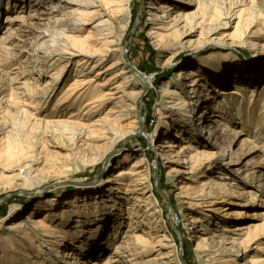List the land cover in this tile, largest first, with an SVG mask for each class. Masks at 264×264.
I'll return each instance as SVG.
<instances>
[{"label":"bare ground","instance_id":"bare-ground-1","mask_svg":"<svg viewBox=\"0 0 264 264\" xmlns=\"http://www.w3.org/2000/svg\"><path fill=\"white\" fill-rule=\"evenodd\" d=\"M134 2L33 0V9L27 14L21 8H11L6 19V30L0 35V50L11 55L12 61L24 58L21 71L13 72L10 77V82L16 84V94L20 96L17 102L23 110L27 107L37 113L42 112L54 100L73 66L74 76L61 88L55 106L59 113L64 106L70 105L71 111L75 112L76 109V114L69 115L67 124L60 119L55 121L64 125L65 130L60 132L59 138L52 140V148L72 153L88 142L102 140L107 146L111 145L108 154H112L116 145L123 140L142 136L148 138L150 146L158 153V160L169 169V180H180L178 190L179 198L183 200L181 205L198 209L192 212L195 216L192 213L184 215V227L197 239L194 253L201 263L264 264V257L247 259L253 245L264 238V230L257 232V227L249 224L222 225L220 230L197 228V224L202 222L201 215L205 217L202 210L219 202L228 203L231 199L234 200L232 205L239 207L247 202L250 193H241L245 183L234 182L237 180L229 178L225 174L227 172L240 180L245 174L244 178L250 184L246 186L258 183V192L264 196V181H261L264 180V166L258 164L262 170L259 171L261 175L256 176V171L248 168L250 162L245 164L256 150L262 151L264 156V127L259 122L255 126L250 117V120L245 119L241 106L235 105L242 128L233 130L234 125L232 128L229 122L226 123L232 121L229 115L233 114L213 95L211 86L192 71L188 77L181 72L171 87L162 91L163 102L159 111L166 127L160 135L151 134L141 105L151 93L154 80L134 66L129 55L128 60L124 57L129 52L124 39L133 21ZM140 2L145 4L142 13L146 15L150 27L148 38L159 51V57L166 58L172 54L168 59L170 62L161 65L164 68L172 64L175 56L186 48L206 49L212 43H217L216 47L230 50L227 42L236 38H240L239 42L257 47L254 41L249 42V29L254 22L250 21L246 5L239 6L243 9L233 15L230 10L223 16L207 0ZM233 18L237 20L234 31L226 34L223 31L231 27ZM262 67L264 69V62ZM24 68L26 70H22ZM241 71L242 75L249 73L247 68ZM45 77L46 81L41 83ZM187 80L192 82L184 84ZM257 88H253L251 95L253 112L259 106ZM234 90L218 91L219 96H227L226 99H230L231 95L240 96L243 87L236 83ZM232 101L239 103L237 98ZM262 111L264 113V109ZM58 113H54V116L61 118ZM253 128L256 130L254 137L260 143H255L256 140L250 137L249 144L255 145L251 147L253 150L250 149L241 158L232 157L225 163L228 156L234 155L232 145L238 137L251 135ZM11 130L5 141L0 142V162H7V169L21 173L17 176L19 178L13 177L15 180L12 178V182L5 181L10 192L15 193L23 188L36 162L29 160L31 156H26L32 144L28 143L27 138L25 141L21 139L15 128ZM196 137L202 139L191 140ZM161 139H164L162 143ZM221 144L226 146L221 148ZM217 149L220 152H215ZM131 157L129 154L121 156L115 178L107 177L98 186L78 187V193L64 201L59 213L55 210V198L40 195L34 211L5 228L3 224L6 221L21 215L20 207H13L7 220L0 225V264H21L25 257L31 256L27 251L31 249H27L28 245L36 247L48 264H58L55 260L57 256L52 253L54 248L58 254H62L60 258L63 264H185L165 224L161 201L154 193L149 161L140 157L125 168ZM223 163L224 169L217 168ZM214 169L222 171L217 172L220 174L218 180L211 179L212 176L203 180ZM227 180L230 182L227 183ZM187 181L198 183V186L192 187ZM124 202L128 203L126 212L123 210ZM228 215L239 214L233 210ZM117 239L118 242L109 250L110 244ZM261 248L260 251H264ZM49 250L52 252L48 253ZM107 252L100 263L99 256ZM91 257L95 260H88ZM186 263L189 264L187 259Z\"/></svg>","mask_w":264,"mask_h":264},{"label":"rangeland","instance_id":"rangeland-1","mask_svg":"<svg viewBox=\"0 0 264 264\" xmlns=\"http://www.w3.org/2000/svg\"><path fill=\"white\" fill-rule=\"evenodd\" d=\"M207 1L211 4V6L222 12L223 16L230 10L233 15L243 9V7L239 6L246 5L245 7L248 8L247 14L250 21L251 23L254 22V25L252 24L249 29L251 32L249 42L254 41L253 43H256L257 47L254 48L244 42H239L240 38H236L234 41L227 42L229 43L227 48H230V50H226V47L223 49H221V47H216L215 44L217 43H212L211 47L206 49L201 48L199 50H194L193 48H186L180 51V54L175 56L172 60V64L164 68L162 66L166 63V61H169L168 59L172 57V54H169L166 58L159 57V51L156 50V47L148 38V31L150 27L146 22V15L142 13V10L145 8V4L141 3L140 0H135L132 6L133 21L130 23L124 43L125 46H128L129 48L128 55L133 65L137 66L147 77H152L154 80V87H152L150 91L151 93L145 97L144 102L141 105L144 107L143 116L147 119V128L150 130L151 134L157 133L160 135L166 127L164 119L161 117L159 111L162 108L161 105L163 102L162 91L170 86L174 80L176 81L181 72H184L185 76L188 77L192 71L197 73V76H200V78L205 81V84L211 86V92L213 95L216 98H219L222 105L224 104V108L233 114L231 116L229 115L232 121L226 122H229V126L232 128L234 125L233 130L236 128H242L238 119L239 112L238 109L235 108V105L241 106V113L245 119H249L248 117H250V119H252L255 123V126L259 122L258 124H261L264 127V113H262V110L264 109V76L261 77L264 69L263 67L260 68L263 66L264 62V0ZM32 5L33 0H0V35H2V33L6 30V26L8 24L6 19L8 15H10L11 8H21L23 12L27 14L33 9ZM236 16L237 14L235 17ZM234 18L230 22L231 27L223 31L226 32V34L234 31L237 23V20H234ZM242 29H244V27ZM10 57L11 55L0 50V142H4L8 133L13 131L11 128H15L14 131L17 133L19 132L18 135L21 139L25 141V138H27V141H29L28 143L32 144L30 150H27L26 156H31L29 160H34L36 165H33V172L27 176L23 188L13 193L7 188V183L5 181L11 180L9 182H12L14 179L13 177H15V179L19 178L17 176L21 173L16 170L7 169L9 165L7 162H0V167L2 166L0 168V225L2 221L5 222V220H7L10 215V210L13 207H20L19 213H21V215L12 221H6V223L3 224L5 228L13 226L18 219H24L27 214L34 211L36 202L40 199V195H45L47 198H55L57 204V208H55V210L59 213L64 201L72 199L78 193V187L98 186L105 179H107V177L116 176L119 172V169H116V167L118 166L122 155L129 154L132 156L130 163L125 165V168H129L133 160L145 157L151 165L154 193L156 195L159 194L162 197L160 199L157 196L160 199L161 206L164 210V216L166 219L165 224L179 248L180 259L185 264H187L186 259L189 264H202L194 253L197 239L192 237L191 233L184 227V223L186 222L184 215L197 212L198 209L186 208L184 205H181L183 200L179 198L180 190H178L180 180H169V177L167 176L169 169L163 166L161 161L158 160V153L154 147L152 148V146H150V140L144 136L139 137L138 139H136V137H131L117 144L116 149L112 152V154H108L111 149V145L107 146V144L102 140L97 142H88L87 144L81 146L79 150L72 153H66L64 151L59 152L58 150L53 149L52 145L54 143H52V140L59 138L60 136L58 135H61L60 132L65 130L64 125H59L55 121L60 119L64 122L66 121L65 124H67L70 120V116L72 114H76V109L75 112L71 111L70 105L64 106L59 113L56 108V101L58 100V97H60V91H62V89L66 86V83L73 78L75 73L74 68L71 66L69 69V72L67 73L64 82L60 85L54 100L48 105L49 107L47 106L42 109V112L39 111L37 113V111L27 107H25L26 110H23L21 104L17 102V98H20V96L16 94L18 93L16 90V84H12V82H10V77H12L13 72L15 73L16 71H21L24 58L18 61H12ZM209 66H211V68H209ZM243 68H247L249 70L247 71L249 72L247 75L240 74L243 72L241 71ZM22 70H26V68ZM44 81H46V77L43 81H41V83ZM191 82L192 80H187L184 84L188 85ZM236 83H240L243 87V90L240 92V96L231 95L230 99H226L227 96H219L218 91H236L234 90ZM256 86L259 87V89ZM253 88H257V93L259 94L257 96V105L259 106L255 112L252 111L253 104L251 103V95L254 91ZM233 98H237V102L239 103L233 102ZM232 108H235V110ZM162 112L165 113L166 110H162ZM54 113L60 114L61 118L54 116ZM195 116H197V114H195ZM97 117L98 116L95 118ZM168 120L170 123H173L172 120ZM210 120H212V118ZM201 129L202 126L200 127V130ZM171 133H175V131H171ZM13 134L14 133H11L10 135ZM255 135L256 130L253 128L251 129V135L246 134L244 136H239L238 139H241L239 141L237 139L232 145L234 155L228 156L225 163L230 161V158L232 157L238 159L243 157L250 149L253 150L252 148H254L255 145L252 143L249 144V142L250 137L253 141L256 140L254 137ZM262 137H264V134ZM60 139L62 140V138ZM201 139L202 137H196L191 140L199 141ZM163 141L164 139H161V143ZM256 141L255 143H260L258 138ZM180 144L181 143L178 145ZM222 146L225 147L226 145L221 144V148ZM228 150H230V148ZM217 151L220 152L218 149L215 150V152ZM255 152L256 153H254L251 157L247 158L245 164L250 162V166L248 168L252 171H256L257 175H255L259 176L261 175L259 171L262 170V167L264 166V156L262 151L258 152L256 150ZM225 163H223L221 167L219 166L217 168L224 169ZM258 164L259 166H263L259 168ZM5 165H7V167ZM2 168H4V171ZM28 172H30V170L27 171V173ZM217 172L222 171H216L214 169L213 171L207 173L203 180H208L211 176V179L218 180V175L220 174H217ZM225 174H227L229 178L231 177L232 180H237L234 181L236 183H245L244 186H242L241 193H250L247 195V202L239 207L232 205L234 200L231 199L228 203L219 202L206 208L205 210H202L201 213H203L205 217L203 215H201V217L199 216L202 219V222L197 224L198 230H206V227L211 230H220L222 225L235 226L238 224H249L257 227V232H262L264 230V196L261 192H258L259 188L257 186L259 184L255 183V186L253 185L251 187L246 186L248 182H246L244 178L245 174L243 177L241 176V180L240 178L238 179L235 176H232L230 173L228 174V172ZM261 181L264 180L261 179ZM229 182L230 180H227V183ZM189 184H191L192 187L198 186V183L190 182ZM262 184L263 183H261V185ZM106 195L109 194L107 193ZM127 205V202L123 203V210L125 212ZM233 210L238 212L239 215H228V213L231 211L233 212ZM42 214L43 213H41V216H43ZM192 216H195V213H192ZM201 234L202 233L198 235ZM116 242H118V239L110 244L109 250H112ZM29 247L31 249L30 251H27L31 253V256L28 258L24 256L25 259L22 260L21 264H33L35 262V264H48L47 260L43 258L42 253L40 254L36 247L28 245L27 249ZM261 247L264 248V238L258 240L257 243L253 245L252 251L248 255L247 259H251L256 256L257 258L264 257V251H260V249H262ZM44 249L46 250V248ZM55 249L56 248L53 249V252L49 250L48 253L52 252L53 255L57 256L55 260L58 264H63L62 259L60 258L62 254H58ZM108 253L109 252L99 256L100 263L103 262L107 256L106 254ZM157 253L158 252L154 254ZM88 260L92 261L95 260V258L91 257Z\"/></svg>","mask_w":264,"mask_h":264},{"label":"water","instance_id":"water-1","mask_svg":"<svg viewBox=\"0 0 264 264\" xmlns=\"http://www.w3.org/2000/svg\"><path fill=\"white\" fill-rule=\"evenodd\" d=\"M125 59H127L128 60V53H125ZM140 73V72H139Z\"/></svg>","mask_w":264,"mask_h":264},{"label":"trees","instance_id":"trees-1","mask_svg":"<svg viewBox=\"0 0 264 264\" xmlns=\"http://www.w3.org/2000/svg\"><path fill=\"white\" fill-rule=\"evenodd\" d=\"M157 196H158L160 199L162 198L159 194H157Z\"/></svg>","mask_w":264,"mask_h":264}]
</instances>
